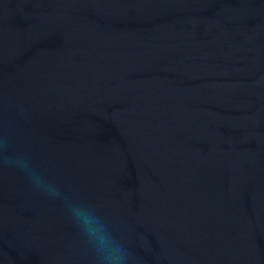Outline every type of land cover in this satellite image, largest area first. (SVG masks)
<instances>
[{"label":"water","instance_id":"95a60500","mask_svg":"<svg viewBox=\"0 0 264 264\" xmlns=\"http://www.w3.org/2000/svg\"><path fill=\"white\" fill-rule=\"evenodd\" d=\"M0 264H97L27 156L130 264H264V0H0Z\"/></svg>","mask_w":264,"mask_h":264},{"label":"clouds","instance_id":"9594fccd","mask_svg":"<svg viewBox=\"0 0 264 264\" xmlns=\"http://www.w3.org/2000/svg\"><path fill=\"white\" fill-rule=\"evenodd\" d=\"M5 162L21 171L35 191L62 202L73 224L95 254L97 264H130L129 249L92 204L73 200L60 185L50 181L40 169L35 167L27 156L9 155Z\"/></svg>","mask_w":264,"mask_h":264}]
</instances>
